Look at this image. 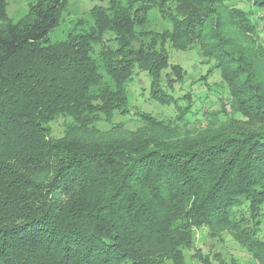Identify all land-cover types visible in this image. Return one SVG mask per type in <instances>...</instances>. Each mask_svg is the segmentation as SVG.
<instances>
[{"label":"trees","instance_id":"trees-1","mask_svg":"<svg viewBox=\"0 0 264 264\" xmlns=\"http://www.w3.org/2000/svg\"><path fill=\"white\" fill-rule=\"evenodd\" d=\"M69 1L0 26V264H241L197 247L203 228L264 264V0H100L52 41ZM152 9L170 26L147 28ZM167 46L200 51L196 82L219 72L218 110L177 94ZM136 69L175 116L130 104Z\"/></svg>","mask_w":264,"mask_h":264},{"label":"rangeland","instance_id":"rangeland-1","mask_svg":"<svg viewBox=\"0 0 264 264\" xmlns=\"http://www.w3.org/2000/svg\"><path fill=\"white\" fill-rule=\"evenodd\" d=\"M33 0H5L7 17L0 20V26L6 24L9 21L17 22L24 17L29 9L30 3ZM104 4L100 0H70L68 9L63 12L60 23L49 32V38L52 41L63 40L67 37V33L71 30L74 31L80 24H77V20L80 17L87 19V12L95 5ZM241 6L245 4L241 3ZM149 22L147 28L161 31L170 26L167 19L162 18L160 13L156 9H152L148 14ZM83 27V26H82ZM170 64H181L186 69V81L183 84L174 83V89L178 95L191 92L190 99L192 101L191 107L194 112H198L200 117L203 112L216 111L220 108L221 101L219 99L220 93L216 91L220 88L221 77L219 72L214 71L212 75L208 77V84L204 82H196L197 78L206 74L211 65H204L201 63L200 51L196 48L188 51L177 50L170 46H167ZM150 77L146 71L139 69L135 70L133 80L129 85L130 104L136 105L139 109L151 112L161 118L169 119L175 116L176 108L172 105H160L152 100ZM183 105L189 104L188 101H180ZM133 115L123 116L117 114L112 122H125L129 128H134L137 125V121ZM194 120V118L192 119ZM65 119L63 117H57L56 120L50 122L53 135L59 137L63 135L65 128ZM99 126L102 129L109 128L110 124L107 122H100ZM196 246L201 248L204 253L209 254L211 257L216 253H221L230 263L232 257H237L241 264H257L250 253L235 242L230 235H223V238L211 237L206 228L196 230L195 233ZM187 259L190 264H201L198 260L190 258L193 250H186Z\"/></svg>","mask_w":264,"mask_h":264}]
</instances>
